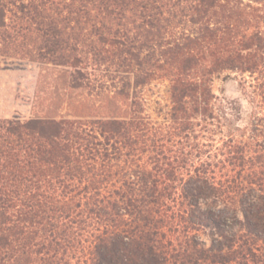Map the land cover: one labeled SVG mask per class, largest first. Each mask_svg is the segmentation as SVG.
<instances>
[{
    "label": "trees",
    "instance_id": "trees-1",
    "mask_svg": "<svg viewBox=\"0 0 264 264\" xmlns=\"http://www.w3.org/2000/svg\"><path fill=\"white\" fill-rule=\"evenodd\" d=\"M62 4L0 0V67L46 79L33 117L0 121V264H264L263 17L241 0ZM11 6L36 30L18 57ZM222 74L258 75L245 126ZM163 79L165 126L145 101Z\"/></svg>",
    "mask_w": 264,
    "mask_h": 264
},
{
    "label": "rangeland",
    "instance_id": "rangeland-1",
    "mask_svg": "<svg viewBox=\"0 0 264 264\" xmlns=\"http://www.w3.org/2000/svg\"><path fill=\"white\" fill-rule=\"evenodd\" d=\"M37 3H45L47 6H52L53 9L62 7L63 1H71V0H36ZM145 1V0H139ZM176 0H173L175 3ZM184 4L190 3L192 0H183ZM10 2V1H9ZM244 5L250 4L253 8L249 9V13L252 16H260L263 17L261 20L263 21L261 25V31L264 33V1L262 4L256 2V0H241ZM63 5V4H62ZM256 8L260 10H255ZM11 10L8 11V24H9V34L11 37H8V51L12 57H18L24 49L36 47L33 41L36 39L35 28L31 27L30 23L21 24L19 19H17L15 12L17 11L13 6L10 7ZM259 19V18H258ZM191 30V24H181L178 29L175 31L177 33H181L183 31ZM35 31V32H34ZM32 39V40H31ZM3 43V39H0ZM26 45V46H24ZM264 53V51H263ZM45 69H52L48 63H45ZM89 64V63H88ZM38 63L35 64L32 62V65L29 66L27 70H3L0 67V121H8L13 119L16 116L21 117L23 120H27L33 117L39 109H41L40 102L43 97H45L43 91L38 90L36 86H38V81L43 82L46 80L40 76L38 71ZM89 72L91 73V77L95 79L97 75L100 76L98 72L93 71V67L89 66ZM258 75H254L253 77L250 75H242L239 74H231V76L227 77V74H222L221 76H217L213 80V91L218 101L221 100H229V101H237L240 106L241 111L243 112V120L239 122L240 126L247 125L248 114L251 112V100L249 97V92L253 91V87L257 85L254 80ZM51 79V78H49ZM246 79L248 89L245 92L243 87H241L240 81ZM104 80L109 81V87H113L112 80L108 79L105 75ZM117 82V81H115ZM169 79L158 80L154 82L153 87L150 91L145 95L146 109L147 114L151 117L154 123L158 125L165 126L167 125L165 119L168 115L170 109L169 103ZM38 87H41L39 84ZM257 93L261 92L257 90ZM264 105V103H263ZM264 113V110L262 111ZM262 115V113H261ZM264 118V115L260 116ZM204 144L207 143V140L202 141ZM215 146L222 145L221 139L218 136L215 140ZM210 148H205L207 152L212 150V155L215 150ZM208 154L203 155V161H208ZM213 160V159H212ZM197 162V161H196ZM199 163V162H198ZM214 175L216 181L222 180V166L218 168H214ZM211 175V176H212ZM262 245L261 243L259 244Z\"/></svg>",
    "mask_w": 264,
    "mask_h": 264
}]
</instances>
